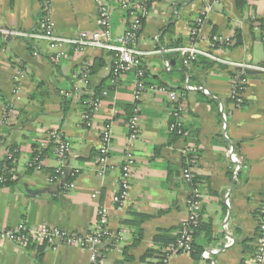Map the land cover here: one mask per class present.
Here are the masks:
<instances>
[{
  "label": "crops",
  "instance_id": "1",
  "mask_svg": "<svg viewBox=\"0 0 264 264\" xmlns=\"http://www.w3.org/2000/svg\"><path fill=\"white\" fill-rule=\"evenodd\" d=\"M118 1L101 0L112 9L114 36L123 35L130 24ZM51 3L56 35L75 37L98 30L96 0ZM46 12V0H0V30L37 33ZM201 17L204 23L197 26ZM261 22L264 0H246L239 7L236 0H154L137 47L159 52L144 58L146 83L167 88L184 99L185 134L175 136L169 129L173 122L169 94L148 91L140 102V137L130 151L134 166L124 212L116 211L112 197L119 191L128 153L127 123L133 113L135 73L126 74L113 86L111 52L69 49L65 58L56 59L45 41L0 33V163L9 150H17L16 180L0 186V264H37L39 253L43 255L41 264H92L86 249L65 245L25 248L3 238L2 233L22 226H53L86 234L93 230L103 206L110 208L113 234L103 248L104 263L158 264L189 216L191 187L183 174L191 150L196 156L194 174L202 199L203 229L195 236L196 250L204 253L217 248L221 252L211 260L204 259L203 253L198 259L176 254L167 264H254L264 203V72L244 75L247 84L237 107L232 99V69L206 58L185 66L181 56L169 50L194 44L230 61L264 66V43L256 29ZM194 28L198 29L196 35H192ZM216 36L231 39L232 46L220 49L214 44ZM87 63L94 67L91 92H99L102 101L89 124L83 112L90 99L81 95L67 100L61 94L81 86ZM8 109L14 112L6 124ZM107 123L113 130L110 168L100 176L96 165L101 129ZM53 132L62 133L71 144L66 167L80 171L75 188L69 191L61 183L48 181L60 166L48 144ZM42 143L49 145L41 157L43 167L30 168L29 161ZM231 148L242 162L237 176L227 158ZM226 223L236 243L223 249Z\"/></svg>",
  "mask_w": 264,
  "mask_h": 264
},
{
  "label": "built area",
  "instance_id": "2",
  "mask_svg": "<svg viewBox=\"0 0 264 264\" xmlns=\"http://www.w3.org/2000/svg\"><path fill=\"white\" fill-rule=\"evenodd\" d=\"M52 0H46V9L41 23L40 30L37 33H26L18 30H0V33L9 36L20 38L27 41H45L49 49L55 53L56 59H63L66 57V52L72 49L75 52H86L89 49H99L108 51L114 54V62L111 69V83L117 86L126 74L134 72L136 76L134 94H133V112L134 115L128 121V146L127 158L122 166V175L119 181V191L113 195L112 202L118 212H124L131 190V176L132 167L134 166V158L131 154V148L140 137V102L143 96L148 91H159L168 93L172 103V117L173 122L170 124V131L173 134L183 136L184 128V114L187 110V104L176 92H169L167 88L156 87L154 85H147L146 70L144 69V58L159 52L143 51L137 47V37L141 32L144 20L149 13L150 0H119V6L126 12L130 19V24L125 33L121 36H114L112 26V9L110 6L101 3V0H96L99 4L97 31H83L75 37H63L54 33V27L51 19ZM214 1V0H212ZM204 19H197V26H201ZM262 34L264 43V28L256 27ZM198 29L194 28L192 35L197 34ZM214 44L220 49L223 47H230L233 44L231 39L216 36ZM222 50H220L221 52ZM181 56L182 62L185 66H190L199 58H206L214 63L223 65L228 69L234 71L232 83V99L236 106L239 107L242 103V95L245 90L247 80L244 78L247 72L256 71L264 72V66L252 65L244 62H234L228 60L222 54L212 50H204L194 44L177 47L169 50ZM91 63H87L84 67L80 79V87L72 91H63V97L73 100L75 98L85 95H91L90 100L86 102V109L83 112L84 121L89 124L92 121V116L96 113L102 105L100 98H95L90 89L91 78ZM19 73L18 76L19 77ZM192 90H204L203 88L192 87ZM206 93L207 91L204 90ZM107 92L103 96H107ZM222 110V109H221ZM13 109H8L5 114V123L8 124L13 117ZM225 118V116H224ZM101 146L99 149V158L96 165V170L100 176L107 173L110 168V151L113 140L112 124L107 123L101 129ZM53 144L54 153L59 161L60 166L55 168L50 174L48 181L50 184L61 183L65 191L75 188L74 180L80 174L78 169H69L66 167V160L71 152V144L60 132H53L49 136V143ZM47 143H42L39 149V155L29 161L28 166L37 170L42 169L43 164L41 155L43 151L49 146ZM193 152V150H191ZM189 152V153H191ZM16 153L17 150H9L7 159L11 165H5L0 174V184L6 182L7 176L16 180ZM227 158L231 164L234 165L235 176L242 168V162L235 150L231 148L227 153ZM196 166V159L192 160L185 169L183 177L187 184L191 187L190 199L188 202L189 216L178 232V237L175 243L169 245L164 253V264H167L169 258L176 254L190 255L193 251L194 244V229L199 226V216L202 210V199L200 184L193 185L195 177L194 169ZM96 197V195H94ZM226 205H230L229 198L226 199ZM110 208L103 206L98 212V220L93 230L86 234L69 232L67 230L53 227L41 226L37 229H28L25 226L14 230H7L2 233V237L9 239L18 245L28 248L32 244H47L50 248H56L62 245L77 246L86 249L90 252L92 264H105L103 260V248L105 243L113 236L109 225ZM226 231V241L223 244V249L230 248L235 245L234 237L228 232L227 223L224 225ZM260 237L257 245V250L254 256V264H264V203L261 209L260 222ZM221 252V249L213 248L204 251L203 257L206 260H211L212 256Z\"/></svg>",
  "mask_w": 264,
  "mask_h": 264
},
{
  "label": "trees",
  "instance_id": "3",
  "mask_svg": "<svg viewBox=\"0 0 264 264\" xmlns=\"http://www.w3.org/2000/svg\"><path fill=\"white\" fill-rule=\"evenodd\" d=\"M245 1L246 0H236V3H237V5H238V7L239 6H242L244 3H245ZM154 3V0H150L149 1V7L152 5ZM260 27L261 28H264V22H261L260 24ZM240 43V41H238V44ZM93 66H91V68H90V70H91V72L93 71ZM93 95H94V97L95 98H100V93L99 92H97V93H93ZM92 96L91 95H85L84 96V98H91ZM67 99V98H66ZM68 100V99H67ZM132 110H133V108H132ZM134 115V112L131 114V116H130V118H129V120L131 119V117ZM185 134V133H184ZM175 136H179V135H176V134H174ZM179 137H181V136H179ZM51 146H53V144L52 143H50V147ZM39 150L38 149H36V151H35V153H34V155H33V157L32 158H34V157H36V156H38L39 155ZM44 152V151H43ZM42 155H43V153H42ZM42 155H41V157H42ZM196 158V156H195V154H194V151L193 152H191V153H189L188 154V156H187V161H188V165H187V168H188V166H189V164H190V162L192 161V160H194ZM5 165H11V163H10V161L7 159V157L5 158V160L4 161H2L1 163H0V174H2V171H3V169H4V166ZM53 172V171H52ZM7 178V180H6V182H4V183H1L0 184V186H9V185H11V184H13L14 183V181H12V179L10 178V177H6ZM193 185H197V184H199V181H198V179L196 178V177H194V179H193V183H192ZM189 185V184H188ZM201 214V213H200ZM203 229V226H202V224H201V219H200V216H199V226L197 227V228H195L194 229V233H193V237H194V244H193V251L191 252V254L190 255H192V257H194L195 259H198L199 257H201V255H202V253H203V251L202 250H196V245H195V236L197 235V233H199V231H201ZM211 235V229H208V235ZM177 240V239H176ZM176 242V241H175ZM174 242V243H175ZM32 246H37V247H39V248H46V247H48V245L47 244H42V245H39V244H32L31 246H29V247H32ZM152 252L150 251V252H148V254L146 255V258H148L149 256H150V254H151ZM42 253H39L38 255H37V257H36V263L37 264H41V262H42ZM164 259H165V253L164 254H162V256H161V260L159 261V263L158 264H164L163 262H164Z\"/></svg>",
  "mask_w": 264,
  "mask_h": 264
}]
</instances>
